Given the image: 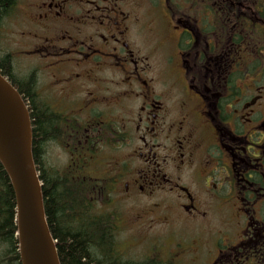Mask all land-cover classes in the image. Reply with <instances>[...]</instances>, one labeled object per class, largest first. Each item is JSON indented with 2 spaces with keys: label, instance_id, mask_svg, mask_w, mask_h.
Segmentation results:
<instances>
[{
  "label": "flooded vegetation",
  "instance_id": "1",
  "mask_svg": "<svg viewBox=\"0 0 264 264\" xmlns=\"http://www.w3.org/2000/svg\"><path fill=\"white\" fill-rule=\"evenodd\" d=\"M9 7L0 57L14 68L17 59L36 63L28 107L52 122L40 137L32 118L39 174L96 181L100 166L113 204L140 205L122 225L212 223V245L195 264H264V0ZM91 201L98 221L110 207ZM218 216L231 229L216 230ZM174 249L199 257L203 248Z\"/></svg>",
  "mask_w": 264,
  "mask_h": 264
},
{
  "label": "trees",
  "instance_id": "2",
  "mask_svg": "<svg viewBox=\"0 0 264 264\" xmlns=\"http://www.w3.org/2000/svg\"><path fill=\"white\" fill-rule=\"evenodd\" d=\"M11 1L0 0V25L4 16L12 10L9 7ZM0 73L9 79L20 94L22 88L26 94L22 98L27 105L32 104L34 91L31 77L17 76L12 62L3 56L0 57ZM30 117L32 125V118H38L40 137L53 131L51 119L45 112L31 111ZM33 137L32 127V155L35 162ZM40 179L45 218L55 240L60 264H160L149 258L135 261L116 254V243L111 231L117 216L115 212L99 215L98 221L90 220L94 208L91 197L98 195L99 204L107 203V199H102L103 195L106 196L103 181L72 179L67 173L57 170L51 173L43 170ZM14 219V192L0 163V246L4 247L0 257L3 264H21Z\"/></svg>",
  "mask_w": 264,
  "mask_h": 264
},
{
  "label": "water",
  "instance_id": "3",
  "mask_svg": "<svg viewBox=\"0 0 264 264\" xmlns=\"http://www.w3.org/2000/svg\"><path fill=\"white\" fill-rule=\"evenodd\" d=\"M0 163L15 195L22 264H60L45 219L40 179L32 158L29 113L19 93L1 74Z\"/></svg>",
  "mask_w": 264,
  "mask_h": 264
},
{
  "label": "rangeland",
  "instance_id": "4",
  "mask_svg": "<svg viewBox=\"0 0 264 264\" xmlns=\"http://www.w3.org/2000/svg\"><path fill=\"white\" fill-rule=\"evenodd\" d=\"M34 65H36V63L31 60H16L18 71L22 73L24 72L25 74L28 73ZM99 167L98 169H95L97 175L101 174ZM103 176H105V174ZM103 178L109 179L110 177L107 176ZM108 194L113 197L110 193ZM102 199L106 201V196L103 195ZM152 201H144L143 204L151 205L150 202ZM133 205L136 208H131L130 203L127 201L119 200L115 201L110 208L116 210L117 214L123 216L125 219L128 218L132 212L141 211L138 208L140 205L134 203ZM149 210L150 209H147V212H149ZM219 215L221 216V214ZM220 216H218V219L214 220L215 229H231V225L226 222L227 219ZM159 220L163 219L160 218ZM148 225V222L144 225H135L129 221H125L123 225H120V228L117 231V246L119 247V251L122 252L124 259L144 260L152 257L160 264H191L190 258L188 257L177 259V255H170L169 253L164 256V253L169 250L173 243H187L188 241H190V245L193 242H197L203 246L202 254H199V257H197L200 261L207 257V251L210 249L209 242L212 240L210 236L213 235L212 228H210L212 223H208V225L202 224L191 226L188 224L176 223L173 226H169L168 229H165L162 226L149 227ZM3 249L4 247L0 246V254ZM171 250L174 251L172 248Z\"/></svg>",
  "mask_w": 264,
  "mask_h": 264
}]
</instances>
